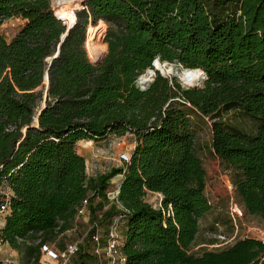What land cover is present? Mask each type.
<instances>
[{
	"label": "trees",
	"instance_id": "1",
	"mask_svg": "<svg viewBox=\"0 0 264 264\" xmlns=\"http://www.w3.org/2000/svg\"><path fill=\"white\" fill-rule=\"evenodd\" d=\"M50 1L0 0V25L24 18L9 39L0 30V182L10 189L2 241L38 264L40 244L59 222L60 230L72 226L88 196L90 238L97 221L121 214L124 264H259L264 242L250 235L190 251L199 218L219 196L189 107L210 118L211 151L244 210L264 219V0H85L49 65L38 124L28 125L66 26ZM106 48L99 64L90 61ZM155 57L203 69V84L185 87L156 70L140 88L136 78ZM233 109L254 118L252 132L226 120ZM125 132L135 140L125 166L87 174L76 142ZM118 172V203L109 202L106 187ZM148 191L160 194L159 206L145 199ZM98 262L79 248L69 264Z\"/></svg>",
	"mask_w": 264,
	"mask_h": 264
},
{
	"label": "rangeland",
	"instance_id": "2",
	"mask_svg": "<svg viewBox=\"0 0 264 264\" xmlns=\"http://www.w3.org/2000/svg\"><path fill=\"white\" fill-rule=\"evenodd\" d=\"M53 3L54 0H51V9L55 14L53 10ZM83 6L84 4H82L77 10L81 9ZM88 21L91 22L90 19ZM23 23L24 18L19 15H12L4 18L0 25V30L2 34L7 39H9L18 31ZM106 26L102 30L101 35L104 33ZM89 34L92 37V30L90 28H88L87 35ZM85 46L86 43L84 47ZM105 51H103L101 54H104ZM51 55H49V57ZM163 61L174 64L177 68L172 73H164L161 70H158L161 74L168 76L169 78L175 76L181 82L182 86H190L188 84L182 83V79L177 73V69L182 68L179 62L168 60ZM148 69H146L144 72L147 73ZM144 72H142L141 75ZM154 75L155 73H152L147 83H140L138 81L140 79L139 74L136 78L137 85L140 87L141 84H144L146 87ZM203 82L204 80L201 82V84H203ZM201 84L198 83V85ZM42 87L44 91V84H42ZM41 101L39 106L41 105ZM39 106H37L36 109ZM189 115L191 118L192 127L195 132V145L197 152L202 156V158L210 161L211 168H213L214 170V179H212V183L214 185L215 183L216 185H218L217 195L219 196V199L215 201L214 205L199 218V230L197 232L196 239L193 245L190 247V251L194 253H200L204 249H220L229 245L236 239L246 235L255 237L262 236V234L264 233V219L260 218L258 215L247 213L244 210L239 197L237 196L233 188H231L232 183L230 181L228 170L227 168H225L226 166L219 158L213 156L210 148V118L200 114L197 110L190 107ZM224 117L227 121L233 122L249 132H252L256 125V121L254 120V118L245 114L239 109L228 111L227 113H225ZM75 145L77 151L85 157L87 174L95 176L99 173L107 172L110 170V168L115 166L124 167L126 160L120 158V155L123 156L124 153L130 154L131 149L135 145V140L131 132H125L121 135L109 134L107 137L97 140L80 139L76 142ZM121 176V172L112 175L109 179V183L106 189L110 188L113 183L119 182L121 180ZM8 190L10 189L7 187L6 183L4 181H1L0 199L2 193L7 192ZM159 198L160 194L157 192L148 191L145 195V199L154 206H159ZM109 202H106L103 205V208H107L110 204ZM231 205H236L237 208L241 210L240 215L233 213V215L236 216L235 219L232 217V214H230ZM97 211L98 215L100 216L101 210ZM96 225L99 232L103 234L101 235L98 252L95 251V246H97V244L93 241L92 238H90L92 221L90 219L89 211L84 213L83 215H79L73 222L72 226L69 227L70 229L67 232L63 233L60 236H55L52 240H50V242L53 243L55 247H63L66 241H77V243L79 244V248L91 252L94 251L102 257L104 255V233L107 229L108 221H97ZM74 255L71 256L70 261L67 264L71 262ZM5 258L14 259L16 264H27V262L29 261V258L24 254L22 250L15 249L9 246L7 243L0 244V259Z\"/></svg>",
	"mask_w": 264,
	"mask_h": 264
},
{
	"label": "built area",
	"instance_id": "3",
	"mask_svg": "<svg viewBox=\"0 0 264 264\" xmlns=\"http://www.w3.org/2000/svg\"><path fill=\"white\" fill-rule=\"evenodd\" d=\"M156 59V58H155ZM154 59V60H155ZM153 60V61H154ZM180 66L183 68L182 64ZM149 79L146 80H140V83H147ZM182 83L185 84V82L182 80ZM141 88H144L145 85L141 84ZM120 158H123L124 160H128L129 154L124 153L123 156L120 155ZM232 188V186H231ZM119 192V182L113 183L110 188L106 189V197L109 199V201H116L117 200V194ZM9 194L10 190L7 192L2 193L1 199H0V227L3 225L6 215L9 213ZM88 196H85L80 205L77 208V212L74 217V221L79 215H83L84 213L88 212L87 204H88ZM231 213L232 217L235 219L236 216L233 215V213L240 215L241 210L237 208L236 205H231ZM60 222L54 226L53 232L56 233V236H60L63 233L67 232L70 228L60 230ZM42 237V232H37V238L36 242L40 240ZM258 237V236H257ZM91 238L93 241L97 244L95 246V251H99V243L101 241V234L96 226V230L92 232ZM264 242V233L262 236L258 237ZM19 240H22V238H18ZM124 237L121 232V214L114 215L110 221L108 222L106 234L104 238V255L101 257L99 255V262L98 264H124L125 262V254L121 250V245L123 243ZM6 244L7 242H3L0 238V244ZM79 249V244L77 241H66L63 245V247H55L53 243L50 241H44L40 244V255L37 259L38 264H67L70 261V258L72 255H74ZM35 258L32 256L27 264H34ZM0 264H16L14 259L12 258H5L0 259ZM259 264H264V256L261 257Z\"/></svg>",
	"mask_w": 264,
	"mask_h": 264
},
{
	"label": "bare ground",
	"instance_id": "4",
	"mask_svg": "<svg viewBox=\"0 0 264 264\" xmlns=\"http://www.w3.org/2000/svg\"><path fill=\"white\" fill-rule=\"evenodd\" d=\"M83 4L82 0H54L53 10L55 15L61 19V21L67 26L70 27L74 24L76 20V10ZM90 52V51H89ZM95 55V56H101ZM50 58V57H49ZM48 58V59H49ZM154 67L159 68L162 72H174L177 68L174 64H170L169 62H165L163 60L157 59L155 60V64L153 68H149L147 73H143L140 75V80H146L147 77H150V71L154 69ZM177 73L181 77V79L188 85H195L204 80V70L201 68H179L177 69ZM203 73V74H202ZM45 86H47V78L44 76ZM43 100V99H42ZM43 105V101L41 102Z\"/></svg>",
	"mask_w": 264,
	"mask_h": 264
},
{
	"label": "water",
	"instance_id": "5",
	"mask_svg": "<svg viewBox=\"0 0 264 264\" xmlns=\"http://www.w3.org/2000/svg\"><path fill=\"white\" fill-rule=\"evenodd\" d=\"M82 2H83V4H84L85 0H82ZM71 27H72V26H70V27L65 26V29L61 32V34H60V36H59V41H58V43H57V46H56L55 51L53 52V54H52V55L50 56V58L48 59V63H47V65H46L45 69H44V74H43V77L46 76V78H47V86H46L45 89H44L43 100H42V101H43V105H40V106L35 110L34 115H33V118H32L31 122H30L28 125H35V124H38V115H39L41 109L45 106V101H46V94H47V88H48V68H49V65H50V63H51V60H52V59L58 54V52H59V48H60V45H61V42L63 41V39L65 38V36H66L67 33L69 32V29H70ZM106 51H107V48H106ZM106 51H105V53H106ZM105 53L100 57L99 60H95V61H93V60H91L90 58H89V59H90V61H91L92 63H94V64H99V63L101 62L103 56L105 55ZM155 58L159 59L158 57H155ZM155 60H156V59H155ZM155 60L152 61V64H153V65L155 64ZM156 70H160V69L154 67V69L151 70L150 73H149L150 76L152 75V73L154 74V73L156 72ZM204 76L206 77L205 71H204ZM146 79H149V77H147ZM138 81H139V80H138ZM28 125L24 126L23 131H25V129H26V127H27ZM120 183H121V180L119 181V185H120Z\"/></svg>",
	"mask_w": 264,
	"mask_h": 264
},
{
	"label": "clouds",
	"instance_id": "6",
	"mask_svg": "<svg viewBox=\"0 0 264 264\" xmlns=\"http://www.w3.org/2000/svg\"><path fill=\"white\" fill-rule=\"evenodd\" d=\"M203 74V73H202Z\"/></svg>",
	"mask_w": 264,
	"mask_h": 264
}]
</instances>
